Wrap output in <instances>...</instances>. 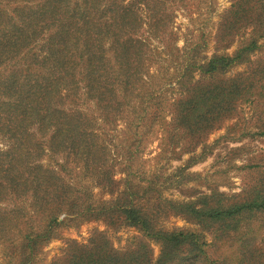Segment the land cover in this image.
Here are the masks:
<instances>
[{"label": "trees", "instance_id": "1", "mask_svg": "<svg viewBox=\"0 0 264 264\" xmlns=\"http://www.w3.org/2000/svg\"><path fill=\"white\" fill-rule=\"evenodd\" d=\"M178 1L183 0H0L2 129L19 140V134H25L28 126L35 125L41 135L50 134L47 148L42 142H35L40 154L45 151L64 153L68 160L74 159L83 169L94 172L106 188L114 184L112 170H102L108 147L98 142L96 131L90 126L92 118L81 106L90 102L97 112L93 118L115 123L124 116L130 102L136 100L144 104L145 97L151 98L152 93H135L147 73L144 62L148 45L139 35L140 26L145 25L156 36L165 35L172 18L169 5ZM243 3L241 0L230 10V24L241 23L243 16L248 19L253 14L258 15L254 13V6L246 9L247 3ZM141 6L146 7L145 17L138 12ZM142 18H146V22ZM257 48L258 40L253 37L232 56L214 55L202 64L192 60L187 64L186 77L189 80L195 70L211 77L224 74L233 66L249 61V55ZM257 68L253 70L254 77L240 74L236 78H216L203 85L196 82L189 85L185 96L177 102L174 117L183 133L199 144L201 135L225 119L237 100H248L259 93L258 87H264V70ZM142 93L145 96L141 97ZM67 100L70 101L66 103ZM136 115L141 118L142 112ZM6 122H15L17 131L12 132ZM173 133H170L171 138ZM3 156L11 158L3 161ZM37 160L26 161L11 151H0V195L9 189L15 200L24 202L22 206L16 203L11 217L0 215V232L5 233L12 224L18 226L20 222L29 225L28 208L37 220L45 218L44 226L38 231L30 226L18 242L22 249L21 264L31 262L38 249L64 224L60 220L62 214L98 216L92 212L91 205L81 203L63 174ZM130 184L123 193L130 198L120 208L107 210L105 220L118 213L129 226L139 228L149 240L159 244L157 258L154 259L147 243L140 242L135 248L121 252L112 247L104 234L98 233L89 245L72 241L60 262L196 264L206 258V242L200 235L156 227L138 199L150 192L151 186L143 188L140 194L137 185ZM254 192L257 195L249 203L212 209L203 215L216 224L221 223V228L239 225L236 216L264 210V199H260L264 185ZM185 206L188 216L199 218L202 210L193 204ZM105 208L99 206L101 212ZM2 238L0 235V240Z\"/></svg>", "mask_w": 264, "mask_h": 264}, {"label": "rangeland", "instance_id": "2", "mask_svg": "<svg viewBox=\"0 0 264 264\" xmlns=\"http://www.w3.org/2000/svg\"><path fill=\"white\" fill-rule=\"evenodd\" d=\"M239 2L183 0L169 5L172 18L165 35L156 36L145 25L139 31L148 45L144 62L147 73L144 82L137 84L135 93H152L151 98L145 97L144 104L130 102L124 116L115 123L93 118L97 115L95 106L90 102L82 104V110L92 118L90 126L95 129L98 142L108 147L102 170H112L115 183L107 188L94 172L83 169L74 159L68 160L64 153L40 154L35 142L40 141L47 148L49 133L41 135L38 127L32 125L15 140L2 129L0 121V151H11L26 161L38 159L45 167L63 174L81 203L91 205L92 212L98 215L62 214L60 220L64 224L28 264H63L59 259L65 256L72 241L89 245L98 233L104 234L112 247L121 252L135 248L140 242L147 243L156 259L159 244L149 240L139 228L129 226L118 213L105 220L107 210L120 208L130 198L123 196L130 183L137 185L140 194L143 188L151 186V191L138 199L158 229L185 230L200 235L206 242V258L196 264H264V210L236 216L239 225L229 228H221V223L216 224L203 215L212 209L249 203L257 195L254 190L264 185V87H258L259 93L248 100H237L225 119L201 135L199 144L192 142L174 120L177 102L185 96L189 85L195 82L203 85L216 78H236L240 74L254 77L253 70L257 67L264 70V0H243L247 3L244 8L254 6L258 15L248 19L243 16L241 23L230 24L229 12ZM138 12L145 17L146 7H138ZM253 37L258 40L259 48L249 55V61L215 77L197 70L189 80L186 77L187 64L192 60L202 64L214 55L232 56ZM141 112L139 118L136 114ZM6 123L12 132L17 131L15 122ZM10 158L3 156V161ZM10 193L8 189L0 195V215L11 217L16 203L24 205ZM260 199H264L263 193ZM188 204L202 210L199 218L185 213ZM99 206L106 208L101 212ZM28 212L29 225L20 222L18 226L12 224L5 233L0 232L3 236L0 264H21L22 249L18 242L30 226L38 231L45 225V218L39 221L29 208Z\"/></svg>", "mask_w": 264, "mask_h": 264}]
</instances>
